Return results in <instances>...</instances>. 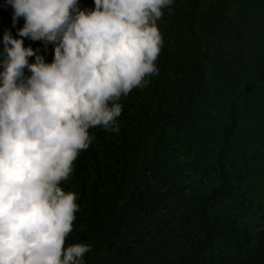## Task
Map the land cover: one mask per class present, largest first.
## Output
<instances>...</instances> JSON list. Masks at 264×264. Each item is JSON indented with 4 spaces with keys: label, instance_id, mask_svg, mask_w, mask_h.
<instances>
[{
    "label": "clouds",
    "instance_id": "obj_1",
    "mask_svg": "<svg viewBox=\"0 0 264 264\" xmlns=\"http://www.w3.org/2000/svg\"><path fill=\"white\" fill-rule=\"evenodd\" d=\"M6 2L13 27L24 24L4 31L0 50V264H85L91 244L65 247L79 205L61 181L92 144L89 129L118 133L122 96L159 74L157 22L175 0ZM25 38L51 43L53 61Z\"/></svg>",
    "mask_w": 264,
    "mask_h": 264
},
{
    "label": "rangeland",
    "instance_id": "obj_2",
    "mask_svg": "<svg viewBox=\"0 0 264 264\" xmlns=\"http://www.w3.org/2000/svg\"><path fill=\"white\" fill-rule=\"evenodd\" d=\"M242 1L253 5V0ZM79 6L93 8L94 0H79ZM234 11L232 8L228 13L230 18ZM249 14L254 17L256 12ZM216 36V52L228 58L232 38ZM180 38L177 35L178 65ZM206 82L197 74L194 85L206 86ZM181 84L177 75V83L169 81L168 93L159 95L161 98L144 97L149 107L142 114L146 122L143 127L152 125L151 136H145L140 145L134 142L137 135L130 136L132 155L127 151V157L119 160L107 155L91 158L95 168L85 184L75 173V165L69 179L61 181L64 191L78 194L79 211L75 215L81 214V221L73 222L65 247L76 243L73 239L83 229L103 232L100 241L92 243L90 253L84 255L85 264H243L241 259L246 264H263L258 245L264 239V74L244 78L233 94L221 89L213 95L205 90L202 99L196 101L180 93ZM148 86L152 84L146 87L150 90ZM208 102L212 108L205 111L202 105ZM170 109L177 111V116H171ZM157 125L160 129L153 131ZM105 136L111 152L124 151L126 146L114 140L115 134L107 131ZM130 163L136 165L137 179L158 205H124L118 221L105 211L93 214L88 204L93 199L97 169L109 177ZM157 184L163 185L159 196V191L154 192ZM175 194L177 205L173 202ZM183 198L215 201L200 223L191 227L180 219ZM95 217L98 223L90 227Z\"/></svg>",
    "mask_w": 264,
    "mask_h": 264
},
{
    "label": "trees",
    "instance_id": "obj_3",
    "mask_svg": "<svg viewBox=\"0 0 264 264\" xmlns=\"http://www.w3.org/2000/svg\"><path fill=\"white\" fill-rule=\"evenodd\" d=\"M251 4L253 5L242 0H175L171 12L167 9L164 10V16L157 22L164 41L156 61L160 60V63H156L159 74L149 78L152 84L151 87L148 86L151 88L150 90L146 89L147 86L143 89L135 88L127 97L122 96L120 103L123 105V109L118 118L120 131L118 133L111 132L112 135H116L114 140L119 141L126 148L124 151L111 152L108 147L109 139L105 136L107 131L102 127L90 128L89 134L94 137L93 142L88 149L81 151L74 162L75 173L83 181V184L90 177V170L95 168V161L91 158L106 157L107 155L111 158L116 156V159L119 160L123 155L127 157V151L130 156L133 153V150L129 148L130 136L137 135V140L134 142L139 145L145 136L148 138L151 136L152 125H147L146 129L143 127L146 122L142 120V114L146 107H149L143 102L144 97L150 94L153 97L158 96L157 99L161 98V95L168 93L166 84L169 81L177 83V75H179V81L183 83L180 93L187 98L190 97V101H196L202 99L205 90V93L212 92L213 95L221 89L233 94L239 82L244 78L259 77L264 74V0H253ZM232 8L235 9L234 16L230 18L228 13ZM251 10L256 12L254 17L249 14ZM13 11L6 0H0V50L3 47L2 37L6 29L11 30L15 36L17 29L23 27L24 19L22 17L13 27ZM262 13L263 15L260 17ZM177 35L181 37L178 56L180 65L177 64ZM216 35H221L223 40L229 36L232 38V54L228 58L220 52H216ZM24 46H31L34 50L40 49L38 54L44 56L46 63L53 61L54 48L51 43L45 48L43 41H31L25 38ZM29 62H34V57H30ZM25 73L30 75L27 69H25ZM197 74L200 75V78L207 80L206 86L194 85ZM202 106L205 107V111L212 108L211 102ZM170 113L173 117L177 116V111L174 109H170ZM235 117L234 114L232 120L234 124ZM159 129L160 125H157L152 130L158 131ZM135 169L136 165L130 163L118 174L109 177L100 173L101 169H99L100 171L97 169L92 184L93 199L88 204L92 208L93 214L105 211L118 221L119 217L117 216L124 205L135 207L158 205L156 203L159 201L152 199L155 196L149 194L142 186L141 180L137 179ZM162 187L161 184L156 185L154 192L159 191L156 196L163 193ZM183 199L181 205L184 210L180 214V219L191 227L200 223L204 213L209 212V205L215 201V198L214 200L203 199L201 202ZM177 201L179 199L177 200L175 194L174 205H177ZM200 205H203V209H200L202 214L198 209ZM197 211L199 214L196 213ZM80 216L81 214L78 213L75 221H81ZM97 221V217L91 219L89 226L98 223ZM102 222L110 221L103 219ZM102 237V231L83 229V233L77 234L73 241L92 245L94 242L97 244ZM258 246L261 249L259 260L263 261L264 239ZM88 253L90 251L85 253V256ZM239 262L247 263L245 259H241Z\"/></svg>",
    "mask_w": 264,
    "mask_h": 264
}]
</instances>
